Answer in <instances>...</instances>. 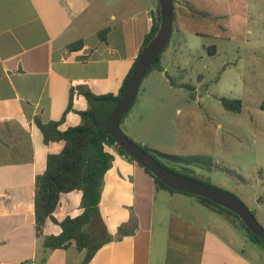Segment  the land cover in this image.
<instances>
[{
  "label": "crops",
  "instance_id": "crops-1",
  "mask_svg": "<svg viewBox=\"0 0 264 264\" xmlns=\"http://www.w3.org/2000/svg\"><path fill=\"white\" fill-rule=\"evenodd\" d=\"M185 1L221 17L226 16L221 6L231 1L245 12V0ZM158 16L157 0H0V264H83L84 251L46 252L35 236V178L64 142L45 144L34 120L59 122L64 131L81 124L79 112L88 109L78 87L118 95ZM183 17H175L161 71L153 69L143 79L120 125L142 147L157 150L139 131L153 103L162 100L158 85H168L167 95L182 86L172 85L167 75L181 47L174 37L188 19ZM103 29H108L104 41L98 37ZM105 150L113 161L104 176L101 218L113 237L120 226L136 230L103 245L88 264H264V248L249 242L223 214L216 215L224 224L209 222L210 227L188 217L176 209L185 194L157 189L143 167L113 147ZM260 185L264 192L261 179ZM81 197L78 190L61 194L54 219L80 215ZM253 203L264 227V195ZM60 232L47 219L43 234Z\"/></svg>",
  "mask_w": 264,
  "mask_h": 264
},
{
  "label": "rangeland",
  "instance_id": "rangeland-1",
  "mask_svg": "<svg viewBox=\"0 0 264 264\" xmlns=\"http://www.w3.org/2000/svg\"><path fill=\"white\" fill-rule=\"evenodd\" d=\"M244 5L242 12L236 1L223 4L226 16L218 22L183 20L174 37L181 47L167 75L182 86L167 95L168 85H158L162 100L153 103L139 132L162 153L211 157V168L189 170L161 161L235 195L255 213L253 201L264 195V112L259 108L264 99V0H245ZM181 16L177 12L176 18ZM221 97L241 100V112L226 111ZM183 198L176 209L188 217L207 227L209 222L224 224L215 208L189 195ZM222 214L244 232L236 218Z\"/></svg>",
  "mask_w": 264,
  "mask_h": 264
},
{
  "label": "trees",
  "instance_id": "trees-1",
  "mask_svg": "<svg viewBox=\"0 0 264 264\" xmlns=\"http://www.w3.org/2000/svg\"><path fill=\"white\" fill-rule=\"evenodd\" d=\"M173 3L174 23L177 11H181L180 13L184 17L198 22H218L222 19L221 16H216L208 11L201 10L194 4L185 0H173ZM158 11L159 16L154 22L151 31L144 38L138 58L159 29V4ZM107 33L108 29L101 30L98 33L99 39L104 41ZM169 41L163 51L168 46ZM213 49L215 48L213 47ZM163 51L149 67L143 79L153 69L161 71L160 58ZM211 54L215 53L211 52ZM129 76L130 74L127 76L118 95H96L87 88L78 87L79 93L85 97L88 104L87 110L79 112L82 122L78 126L69 127L64 131H61L59 129V122L42 123L38 118H35L34 120L35 125L41 131L43 142L45 144L59 141L64 142V147L59 154L47 156L45 171L42 174L37 175L35 178L33 196L35 236L46 252L74 247L78 251L85 252L83 264H88L103 245L114 240H120L124 236L131 235L136 230L135 225L120 226L117 230L116 236H111L104 225L99 210L104 176L111 168L113 161V156L105 150V147H113L118 154L124 156L129 161L134 162L120 147H118L115 140L105 131V123L118 101ZM169 81L173 85L172 80L169 79ZM186 88L189 91L191 90V87L189 86H186ZM219 101L226 111L239 113L242 110V102L239 99L221 97L219 98ZM132 106L121 118L120 125L122 120L131 110ZM259 108L264 112V99ZM138 146L155 158L166 169L201 183L204 182L192 177L188 173L165 166L161 160L167 161L172 165L185 170L191 167H197L198 165H204L211 168L213 164L211 157H180L165 154L158 150L149 149L140 145ZM145 171L153 177L157 189L195 197L201 203L215 208L219 214L227 213L233 216L238 220L239 226L244 231L247 240L264 248V241L252 234L235 214L206 199L199 198L192 194L171 190L148 170L145 169ZM74 190L81 191L82 193L80 202V207L82 209L81 214L73 218L66 217L61 222H57L53 217V213L59 203L60 195ZM252 214L254 215V213ZM47 219H51L60 226L61 232L59 235L45 236L43 234V227ZM44 260L45 258L43 257L41 263H43Z\"/></svg>",
  "mask_w": 264,
  "mask_h": 264
},
{
  "label": "water",
  "instance_id": "water-1",
  "mask_svg": "<svg viewBox=\"0 0 264 264\" xmlns=\"http://www.w3.org/2000/svg\"><path fill=\"white\" fill-rule=\"evenodd\" d=\"M157 1L160 9L159 29L143 53L136 60L128 81L105 123V131L115 140L118 147L126 155L152 173L166 187L177 192L195 195L225 208L235 214L252 234L264 241V228L245 204L235 195L166 169L130 139L120 127V120L132 106L145 73L167 45L173 30V0Z\"/></svg>",
  "mask_w": 264,
  "mask_h": 264
}]
</instances>
